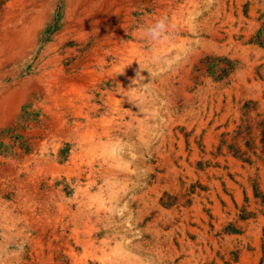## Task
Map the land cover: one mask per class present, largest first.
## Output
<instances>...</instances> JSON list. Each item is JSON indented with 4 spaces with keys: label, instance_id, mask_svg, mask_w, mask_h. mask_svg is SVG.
Instances as JSON below:
<instances>
[{
    "label": "rangeland",
    "instance_id": "rangeland-1",
    "mask_svg": "<svg viewBox=\"0 0 264 264\" xmlns=\"http://www.w3.org/2000/svg\"><path fill=\"white\" fill-rule=\"evenodd\" d=\"M96 2L0 57V264H264V0Z\"/></svg>",
    "mask_w": 264,
    "mask_h": 264
},
{
    "label": "bare ground",
    "instance_id": "bare-ground-1",
    "mask_svg": "<svg viewBox=\"0 0 264 264\" xmlns=\"http://www.w3.org/2000/svg\"><path fill=\"white\" fill-rule=\"evenodd\" d=\"M39 1L40 0H11L10 1V3L7 6V11L5 13V16L3 17V20H4L2 23L3 24L2 25L3 30H2V35L0 36V57H2L3 54H5L8 47L20 46V44H22V40L24 39V37L27 34V31L29 30L27 27V18H29V17H27V16L29 13L32 14L33 11H36V10L38 11V9L40 7H42V5L39 4ZM77 1H79V5H82L84 9H88V10H90V8H95L98 4L96 2L97 0H77ZM98 1L100 3H102V2H110L111 0H98ZM53 8H54V6H53ZM72 13H73V11H72ZM88 18H90V16ZM55 25H56V23H55ZM51 26H52V24H51ZM18 27H20V28H18ZM45 34H46V32H45ZM39 48H41V47H39ZM12 49H14V48H12ZM40 63H41V61H40ZM0 65H1V62H0ZM6 89H7V86L1 87V89H0V115L2 112L6 111V108L10 107V108L16 109V107L18 106V103L21 101L22 97L25 94V90L20 89L17 91H13L10 94L9 93L6 94L7 93L6 92L5 93L6 95H5L3 92H5Z\"/></svg>",
    "mask_w": 264,
    "mask_h": 264
},
{
    "label": "clouds",
    "instance_id": "clouds-1",
    "mask_svg": "<svg viewBox=\"0 0 264 264\" xmlns=\"http://www.w3.org/2000/svg\"><path fill=\"white\" fill-rule=\"evenodd\" d=\"M163 27H164L163 21H159L153 28L149 29V31L151 32L153 37H158V35H159L158 30L163 29ZM137 75H139V73H137Z\"/></svg>",
    "mask_w": 264,
    "mask_h": 264
}]
</instances>
